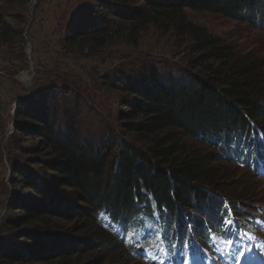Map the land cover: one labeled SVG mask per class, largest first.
I'll return each instance as SVG.
<instances>
[{
  "label": "trees",
  "instance_id": "obj_1",
  "mask_svg": "<svg viewBox=\"0 0 264 264\" xmlns=\"http://www.w3.org/2000/svg\"><path fill=\"white\" fill-rule=\"evenodd\" d=\"M259 5L260 0H100L81 8L66 28L69 47L103 48L124 35L135 44L138 35L153 26L189 39L196 56L176 76L164 78L141 67L128 75L120 71L114 78H102L103 88L119 87L125 94L119 134L112 131L94 139L75 132L67 111L80 99L64 98L75 87L62 79L16 108V142L31 145L19 146L22 160L11 174V215L3 224L0 264H70L68 257L89 242L70 238L61 222H85L100 234L104 229L98 215L104 213L121 230H142L149 222L160 232L173 231L178 224L183 231L200 232L203 221L211 226L220 219L223 199L244 201L248 196L231 198L215 188L209 163H234L228 155L231 147L237 148L236 140L257 130L264 133V69L258 60L241 56L223 39L191 23L186 12L239 17ZM21 25L24 20L16 25L0 20V47L21 42ZM63 113L69 121L60 129ZM191 142L214 143L217 157L211 160ZM210 193L219 196L210 198ZM187 209L200 216L191 218L189 227L180 215ZM113 238L119 242L117 235ZM148 242L137 238L135 246L119 242L118 247L133 260L134 252Z\"/></svg>",
  "mask_w": 264,
  "mask_h": 264
},
{
  "label": "rangeland",
  "instance_id": "obj_2",
  "mask_svg": "<svg viewBox=\"0 0 264 264\" xmlns=\"http://www.w3.org/2000/svg\"><path fill=\"white\" fill-rule=\"evenodd\" d=\"M98 1L100 0H5L2 4L5 11V14L0 13L2 22L9 24L13 20L16 25L18 21L24 20L25 25H21L24 34L20 43L0 47V246L5 240L6 229L3 224L11 215L7 210L12 192L11 174L22 160L23 151L19 146L31 145V142L26 144L21 140L16 142L18 136L13 127L16 108L24 100L45 90L50 82L62 79L75 87V92L68 96L64 93V98L68 102H72L75 97L80 99L79 105L74 107L71 104L67 111L71 112L75 132L94 139L110 136L112 131L119 134L120 105L125 94L119 87L113 90L103 88L102 78H114L120 71L128 75L130 71L136 72L141 67L153 69L164 78L167 75L176 76L178 72H184L187 61L196 56L189 39L175 37L172 32L165 33L153 26L145 28L138 35L135 44L124 35L121 38L116 36L98 49L82 50L67 46L65 35L68 24L79 16L81 8ZM93 14L94 12L90 13V16ZM186 14L191 23L205 28L214 37L223 39L241 56L258 60L264 69V0H260L256 10L253 9L250 13L245 11L239 17L194 11H187ZM26 82H29L27 88ZM59 117L60 129L67 128L69 117L65 113L59 114ZM213 144L191 142L195 150L209 156L211 160L218 154L216 145ZM237 151L239 150L231 147L229 152L233 153L230 156H236ZM209 166L213 169L217 190L227 191L225 193L231 198L248 196L242 202L229 200L230 206L238 207L240 212H245L246 208H252L246 213L253 212L255 208L264 212L263 178L235 163L221 165L212 161ZM216 196L219 193L209 195L215 199ZM150 202L154 208L152 200ZM180 215H184V219H200L199 214L192 209L184 210ZM98 221L101 229H104H100V234L98 228H88L85 222L59 223L70 238L87 239L89 242L88 247L75 251L68 257L70 264H151L150 253H146L143 259H129L128 253L119 249L120 243L113 238L118 234L119 228L110 227L108 217L103 213L98 215ZM259 224L256 220L246 219L241 225L247 230L260 232L264 225L259 227ZM152 226L147 224L140 235L150 238L152 234L149 229ZM156 244L157 240H153L151 248L154 249ZM226 247L227 245L222 244L215 253ZM168 251L171 252L169 248L160 250L159 263L171 259ZM187 254L188 252L180 256L173 255L172 259H183L181 264H207L213 257L212 253H208L207 259L201 260L198 256Z\"/></svg>",
  "mask_w": 264,
  "mask_h": 264
},
{
  "label": "snow or ice",
  "instance_id": "obj_3",
  "mask_svg": "<svg viewBox=\"0 0 264 264\" xmlns=\"http://www.w3.org/2000/svg\"><path fill=\"white\" fill-rule=\"evenodd\" d=\"M243 236H247L248 237V239H255L253 236H251L250 234H248V233H242V237ZM222 243H226V245H228V246H231V244H232V241L231 240H228V241H222ZM261 250H264V247H261ZM234 255H236L237 256V264H239V257H241V256H243L244 255V253H243V251H240L239 253H236L235 251H234Z\"/></svg>",
  "mask_w": 264,
  "mask_h": 264
},
{
  "label": "water",
  "instance_id": "obj_4",
  "mask_svg": "<svg viewBox=\"0 0 264 264\" xmlns=\"http://www.w3.org/2000/svg\"><path fill=\"white\" fill-rule=\"evenodd\" d=\"M28 85H29V82H26V83H25V86H26L25 88H27ZM25 88H23V91H25Z\"/></svg>",
  "mask_w": 264,
  "mask_h": 264
}]
</instances>
